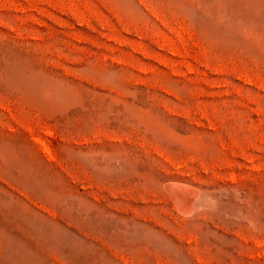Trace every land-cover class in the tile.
Instances as JSON below:
<instances>
[{
  "label": "rangeland",
  "instance_id": "obj_1",
  "mask_svg": "<svg viewBox=\"0 0 264 264\" xmlns=\"http://www.w3.org/2000/svg\"><path fill=\"white\" fill-rule=\"evenodd\" d=\"M0 264H264V0H0Z\"/></svg>",
  "mask_w": 264,
  "mask_h": 264
},
{
  "label": "bare ground",
  "instance_id": "obj_2",
  "mask_svg": "<svg viewBox=\"0 0 264 264\" xmlns=\"http://www.w3.org/2000/svg\"><path fill=\"white\" fill-rule=\"evenodd\" d=\"M175 190L177 191L178 189H175ZM182 190H183V189H182ZM188 190H189V189H188ZM191 191H192V190H191ZM174 192H175V191H174ZM180 192H181V191H180ZM186 192H187V190H186ZM172 193H173V192H172ZM178 193H179V192H178ZM181 193H182V192H181ZM181 193H180V194H181ZM192 193H193V191H192ZM185 194H186V196L188 195L187 193H185ZM185 194L183 193L184 196L181 195V196H180V199H182L181 197H183V198L186 197ZM189 195H190V194H189ZM189 195H188V197H189ZM194 196H195V195H194ZM176 198H179V197L176 196ZM177 200H178V199H177ZM181 201H183V199H182ZM181 201L178 200V201H176V202L180 203ZM195 201H196V200H195ZM182 203H183V202H182ZM181 206H183V204H182ZM180 208H181V207H180ZM184 208H185V207H184Z\"/></svg>",
  "mask_w": 264,
  "mask_h": 264
}]
</instances>
